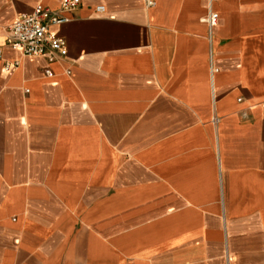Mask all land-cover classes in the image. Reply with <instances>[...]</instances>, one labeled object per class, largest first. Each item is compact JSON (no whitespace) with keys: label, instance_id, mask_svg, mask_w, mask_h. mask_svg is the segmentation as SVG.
Masks as SVG:
<instances>
[{"label":"crops","instance_id":"obj_1","mask_svg":"<svg viewBox=\"0 0 264 264\" xmlns=\"http://www.w3.org/2000/svg\"><path fill=\"white\" fill-rule=\"evenodd\" d=\"M62 1L0 0V264H264V0H81L67 57L10 48Z\"/></svg>","mask_w":264,"mask_h":264},{"label":"built area","instance_id":"obj_2","mask_svg":"<svg viewBox=\"0 0 264 264\" xmlns=\"http://www.w3.org/2000/svg\"><path fill=\"white\" fill-rule=\"evenodd\" d=\"M207 16L204 21L209 29L217 26L219 14L214 10V4L219 0H205ZM81 5V0H63L61 9L53 11L39 4L33 13L18 16L8 27L7 43L14 51H20L27 58H43L53 64L67 57L68 47L64 40L58 37L55 28L70 21L67 14L72 13ZM105 8L99 6L96 14H104ZM2 52L0 51V58ZM18 64H6L4 72L16 68ZM47 75L50 71L46 72ZM15 221V219H14Z\"/></svg>","mask_w":264,"mask_h":264}]
</instances>
